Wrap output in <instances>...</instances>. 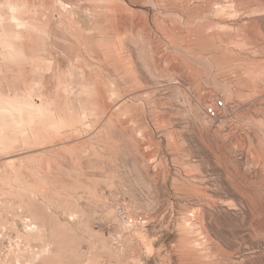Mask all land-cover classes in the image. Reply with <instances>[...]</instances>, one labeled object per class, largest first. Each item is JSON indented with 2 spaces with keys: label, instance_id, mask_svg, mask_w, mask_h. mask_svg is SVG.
Returning <instances> with one entry per match:
<instances>
[{
  "label": "rangeland",
  "instance_id": "rangeland-1",
  "mask_svg": "<svg viewBox=\"0 0 264 264\" xmlns=\"http://www.w3.org/2000/svg\"><path fill=\"white\" fill-rule=\"evenodd\" d=\"M0 264H264V0H0Z\"/></svg>",
  "mask_w": 264,
  "mask_h": 264
},
{
  "label": "built area",
  "instance_id": "built-area-1",
  "mask_svg": "<svg viewBox=\"0 0 264 264\" xmlns=\"http://www.w3.org/2000/svg\"><path fill=\"white\" fill-rule=\"evenodd\" d=\"M224 106L223 99H215L212 105H208L205 108V112L209 117H216L219 114L220 109ZM125 215V214H124ZM126 217V215H125ZM128 220L131 221V218L128 217Z\"/></svg>",
  "mask_w": 264,
  "mask_h": 264
},
{
  "label": "bare ground",
  "instance_id": "bare-ground-1",
  "mask_svg": "<svg viewBox=\"0 0 264 264\" xmlns=\"http://www.w3.org/2000/svg\"><path fill=\"white\" fill-rule=\"evenodd\" d=\"M14 20H15V18H14ZM18 22V21H17ZM19 23V22H18ZM17 25H19V24H17Z\"/></svg>",
  "mask_w": 264,
  "mask_h": 264
}]
</instances>
